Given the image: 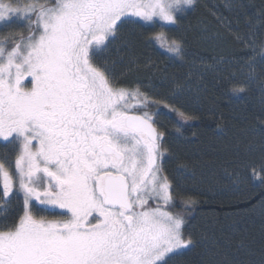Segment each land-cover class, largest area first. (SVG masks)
Instances as JSON below:
<instances>
[{
    "label": "snow or ice",
    "instance_id": "6c2138e0",
    "mask_svg": "<svg viewBox=\"0 0 264 264\" xmlns=\"http://www.w3.org/2000/svg\"><path fill=\"white\" fill-rule=\"evenodd\" d=\"M194 4L0 0V202L22 200L21 213L0 217V264H172L205 239L186 231L183 213L195 201L172 210L174 182L163 174L157 128L163 113L147 109L163 103L176 112L177 131L190 115L130 83L117 71L123 57H112L138 32L145 44L181 57L184 38L165 29ZM257 26L264 30V9L246 32L233 33L248 54L211 66L238 68L229 73L234 93L264 90ZM201 67L198 75L210 70ZM178 87L173 100L186 86ZM252 178L264 184V165ZM209 264L244 262L224 253Z\"/></svg>",
    "mask_w": 264,
    "mask_h": 264
},
{
    "label": "trees",
    "instance_id": "16d2710c",
    "mask_svg": "<svg viewBox=\"0 0 264 264\" xmlns=\"http://www.w3.org/2000/svg\"><path fill=\"white\" fill-rule=\"evenodd\" d=\"M262 9L264 0H195L177 25L165 29L184 38L181 57L170 58L158 43L145 44L139 32L125 37L130 48L112 53L123 57L117 71L125 72L130 83H140L157 98L167 97L165 102L191 117L177 131L181 117L176 112L163 103L147 109L163 113L157 128L164 133L163 174L174 182L172 210L182 209L188 199L195 201L192 211L183 213L186 231L205 237L172 264H209L224 253L244 264H260L264 258V184L252 178L253 170L260 173L264 165V90L257 84L234 93L229 73L238 74V68L218 65L219 71L211 70L217 57L239 60L248 54L233 33L246 32L249 20L256 21ZM256 39H264L259 26ZM202 65L210 70L198 75ZM178 86L186 87L173 100ZM21 211L22 200L0 202V217Z\"/></svg>",
    "mask_w": 264,
    "mask_h": 264
},
{
    "label": "rangeland",
    "instance_id": "374dc122",
    "mask_svg": "<svg viewBox=\"0 0 264 264\" xmlns=\"http://www.w3.org/2000/svg\"><path fill=\"white\" fill-rule=\"evenodd\" d=\"M3 31H5V29L2 26H0V32H3Z\"/></svg>",
    "mask_w": 264,
    "mask_h": 264
},
{
    "label": "flooded vegetation",
    "instance_id": "af4514ba",
    "mask_svg": "<svg viewBox=\"0 0 264 264\" xmlns=\"http://www.w3.org/2000/svg\"><path fill=\"white\" fill-rule=\"evenodd\" d=\"M37 207H41V206L37 205ZM57 211H59V210H57Z\"/></svg>",
    "mask_w": 264,
    "mask_h": 264
}]
</instances>
